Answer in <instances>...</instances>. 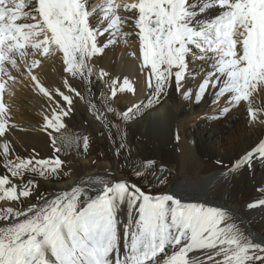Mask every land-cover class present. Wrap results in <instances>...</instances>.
<instances>
[{
  "label": "snow or ice",
  "instance_id": "6c2138e0",
  "mask_svg": "<svg viewBox=\"0 0 264 264\" xmlns=\"http://www.w3.org/2000/svg\"><path fill=\"white\" fill-rule=\"evenodd\" d=\"M133 36L139 44L138 55L132 56L149 92L118 110L115 101L138 89L127 77H111L96 60L118 42L131 43ZM57 58L66 75L62 87L49 88L37 70ZM198 60L206 63L190 69ZM24 75L50 101L43 131L54 156L21 157L6 139L14 124L5 96ZM197 77L195 89L185 86ZM73 79L87 86V95ZM96 82L106 89L99 96L92 87ZM172 88L197 105L208 95L212 103L227 97L218 116L243 107L249 126H264V0H0V168L5 170L0 201L32 197L39 184L25 180L26 175L58 179L64 173L66 161L59 153L66 149L54 133L66 127L76 100L119 131L109 114L120 123L137 119L159 106ZM90 145L84 136L83 152ZM257 160L264 161V137L220 176L227 179ZM143 166L152 169L155 162ZM155 182L163 185L165 179L155 177ZM36 199L26 208L0 211V264H264V242L245 233L227 209L184 202L172 193L154 194L107 174ZM123 206L127 220L122 223L118 212ZM257 206L264 200L247 205Z\"/></svg>",
  "mask_w": 264,
  "mask_h": 264
},
{
  "label": "bare ground",
  "instance_id": "6f19581e",
  "mask_svg": "<svg viewBox=\"0 0 264 264\" xmlns=\"http://www.w3.org/2000/svg\"><path fill=\"white\" fill-rule=\"evenodd\" d=\"M217 11L212 10L211 15ZM128 30L131 31L130 28ZM130 40L129 44L118 42L96 60V64L111 77L118 76L121 80L127 77L138 89L136 95H122L115 101L118 110L144 100L149 92L140 63L132 56L133 52L138 55L139 42L134 36ZM61 61L62 58L46 60L37 70L46 87H62L66 74ZM205 63L198 60L190 63L189 67L195 69ZM98 70V67L94 68V72L98 73ZM199 79L186 80L185 86L195 89ZM71 83L87 95V86L83 82L73 79ZM92 87L96 96L102 90L106 91L101 82ZM5 100L11 106V123L14 124L6 139L11 142L14 154L24 158L32 155L37 158L54 156L50 138L43 131L50 101L34 88L30 77L22 76L20 82L8 91ZM211 101L212 96L208 95L199 105L190 103L172 88L163 96L159 106L144 112L137 119L120 123L109 114V118L120 126L117 131L108 127L107 120L99 121L86 103L76 100L75 111L66 118V127L60 133H54L59 137L58 145L66 149L60 153L62 159L65 152L72 151L71 156L77 159L66 163L65 170L69 175L62 173L58 179L26 175L25 180L33 179L39 184L33 196L22 198L19 202L2 201L1 204L0 201V209L26 208L36 203L41 194L51 197L86 180L88 176L107 174L113 181L135 183L154 194L172 193L184 202H202L227 209L245 233L264 242V206L247 207L252 202L264 200V161L257 160L250 168L238 171L227 179L220 176L225 168L264 137V126H249L243 107L220 117L217 113L225 106L227 97L218 101L221 103L219 107ZM177 131L179 140L176 139ZM84 136L91 140L86 153L82 150ZM68 142H74V149L68 146ZM121 142L124 148H120ZM145 161H154L155 167H144ZM220 161L223 163H218ZM137 171L155 175L138 176ZM4 173V169L0 168V174ZM245 176H252L253 189L248 192L245 185L236 196H232L237 181ZM155 177L165 179V183H156ZM15 182L20 184L19 180ZM118 216L122 223L126 222V206L119 210ZM0 224L3 222L0 221Z\"/></svg>",
  "mask_w": 264,
  "mask_h": 264
},
{
  "label": "rangeland",
  "instance_id": "374dc122",
  "mask_svg": "<svg viewBox=\"0 0 264 264\" xmlns=\"http://www.w3.org/2000/svg\"><path fill=\"white\" fill-rule=\"evenodd\" d=\"M97 2H100V1H97ZM93 6H95V5H93ZM220 102H217V103H215V106H217V107H219L220 106ZM117 136H119L121 139H122V137L118 134ZM117 139V141H119V138L117 137L116 138ZM69 146V145H68ZM74 147H75V145H74V143L72 144V146L70 147V148H72V149H74ZM72 153H73V151L72 152H70V153H64V157H63V159L66 161V163H69V161H72V160H77L76 159V157L75 158H73L71 155H72ZM59 155L61 156V154L59 153ZM69 156V157H68ZM62 158V157H61ZM65 168H66V166H65ZM67 169V168H66ZM5 171V170H4ZM66 173V175H69V173L64 169V173L63 174H65ZM251 177L252 176H245L243 179H239L238 181H237V183H236V185L234 186V191L232 192V196H236V194H238V192L240 191V190H242V188H243V186H245V187H247V191L248 192H250L251 191V189H253V183H252V180H251ZM217 197V196H216ZM1 204H2V201H1ZM0 211H3L2 210V207H1V209H0ZM119 217V216H118ZM119 219H120V217H119ZM248 233V232H247Z\"/></svg>",
  "mask_w": 264,
  "mask_h": 264
}]
</instances>
